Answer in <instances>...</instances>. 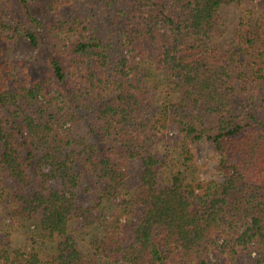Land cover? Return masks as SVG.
Here are the masks:
<instances>
[{"label": "trees", "instance_id": "obj_1", "mask_svg": "<svg viewBox=\"0 0 264 264\" xmlns=\"http://www.w3.org/2000/svg\"><path fill=\"white\" fill-rule=\"evenodd\" d=\"M4 17L36 52L0 42V193L37 238L5 233L0 264H264V0H0ZM204 138L219 178L196 170Z\"/></svg>", "mask_w": 264, "mask_h": 264}, {"label": "rangeland", "instance_id": "obj_2", "mask_svg": "<svg viewBox=\"0 0 264 264\" xmlns=\"http://www.w3.org/2000/svg\"><path fill=\"white\" fill-rule=\"evenodd\" d=\"M3 21V25H0V42L7 46L6 56L9 60L21 59L24 57H33L36 48L30 38L25 35L14 23V21L8 17L0 19ZM15 72H21L20 66H17ZM172 130H175L174 128ZM193 153L195 156L196 170L200 178H210L212 176L220 177L217 166V152L214 148V144L207 140L202 139L192 144ZM3 186V181L0 178V192ZM5 194L0 193V238L6 233L10 235L14 245H24L26 243H33V236L36 237L37 230L35 222L27 224L21 220H8L7 212L5 208L6 204L3 202ZM87 236V233L84 234ZM37 238V237H36Z\"/></svg>", "mask_w": 264, "mask_h": 264}]
</instances>
